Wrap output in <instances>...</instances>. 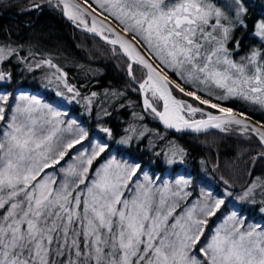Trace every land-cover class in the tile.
Segmentation results:
<instances>
[{"label": "snow or ice", "instance_id": "obj_1", "mask_svg": "<svg viewBox=\"0 0 264 264\" xmlns=\"http://www.w3.org/2000/svg\"><path fill=\"white\" fill-rule=\"evenodd\" d=\"M55 3L87 31L113 37L104 38L127 57L145 111L165 127L224 132L235 125L264 146V121L253 122L246 112L219 103L243 101L264 113V20L249 33L255 42L244 49V36H236L247 30L241 0H98L118 21L120 33L105 23L107 16L97 21L92 15L87 27L85 16L97 12L91 0ZM42 6L32 3L26 10ZM15 53L10 44L0 45V62ZM42 63L55 69V79L72 94L68 99L81 97L56 64ZM134 65L144 71L142 81ZM10 79V72L0 70V81ZM97 95L82 97L89 112ZM197 113L202 118L192 119ZM61 116L35 97L20 95L13 105L8 94H0V264H264V224L249 223L243 208L224 215L223 196L203 188L197 195L191 178L153 179L140 163L110 156L106 141L93 140L76 121ZM99 131L113 135L108 127ZM178 155L183 150L173 149L171 156ZM257 158L264 159V147L253 162ZM257 188L259 201L253 195ZM238 200L258 203L264 215V180L244 187Z\"/></svg>", "mask_w": 264, "mask_h": 264}, {"label": "trees", "instance_id": "obj_2", "mask_svg": "<svg viewBox=\"0 0 264 264\" xmlns=\"http://www.w3.org/2000/svg\"><path fill=\"white\" fill-rule=\"evenodd\" d=\"M91 2L99 13L118 25V21L99 7L98 0ZM222 2L230 4L231 0ZM32 3L43 6L40 10H26ZM241 3L246 9L247 30L237 31L236 36H244L243 47L246 49L255 42L249 33L257 22L264 20V0H241ZM7 44L17 49L9 60L0 62V70L11 73L10 80L0 81V91L9 93V99L15 93L35 95L43 103L64 111L65 118L76 121V125L88 131L93 140L106 141L111 147L110 156L138 162L151 175L191 178L194 188L201 186L225 198L223 213L243 208L249 223L264 224L258 203L252 205L238 200L244 187L257 178L264 180V159L252 160L264 147L258 138L241 133L235 125L224 132L213 129L195 134H173L165 130L150 110L145 111L138 83L128 75L129 61L118 47L103 42L80 24L67 19L63 15V6L57 7L55 1L49 6L44 0H0V45ZM44 60H51L65 72L67 83L80 91L81 97L68 99L72 94L55 79V69L43 64ZM37 63L41 67L36 68ZM133 71L136 80L142 81L144 71L140 66L134 65ZM57 91L65 95L57 96ZM92 92L98 95L92 98L89 112L82 97H90ZM147 95L150 98L151 94ZM177 96L180 98L181 94L177 93ZM183 99L216 112L198 105L191 98ZM213 102L217 101L213 99ZM219 103L264 121V113L252 110L257 106L233 99ZM104 110L111 115L105 116ZM198 117H201L199 113L192 118ZM100 127L110 128L112 137L100 132ZM126 136L133 137L130 143H118ZM173 149H182L183 155L173 158ZM170 158L173 159L171 164L167 163ZM253 195L259 201L260 189L257 188Z\"/></svg>", "mask_w": 264, "mask_h": 264}, {"label": "rangeland", "instance_id": "obj_3", "mask_svg": "<svg viewBox=\"0 0 264 264\" xmlns=\"http://www.w3.org/2000/svg\"><path fill=\"white\" fill-rule=\"evenodd\" d=\"M225 1V3H227L228 2V0H224ZM74 22V21H73ZM85 22H86V25H87V27H91L92 26V20L89 18V16L87 15V16H85ZM76 23H78V24H80L78 21H76ZM83 28H85L86 29V27H85V25L84 24H80ZM103 35L104 36H107V37H109L110 36V34L107 32V31H104L103 32ZM0 94H8L9 95V93H7V92H4V91H0ZM20 95H27V96H29V97H35V98H37V99H39L40 100V98H38V97H36L35 95H28V94H25V93H15L13 96H12V98L11 99H9L10 100V103H12L13 105L17 102V100H18V98H19V96ZM143 99H144V97H142V101H143ZM41 101V100H40ZM41 103L42 104H45V103H43L42 101H41ZM47 105V104H46ZM53 107V106H52ZM53 108H55L56 110H58V111H60L61 113H62V116H61V119L62 120H65V121H73L71 118H65V116H64V111H62V110H60V109H58V108H56V107H53ZM161 110H162V108H161ZM206 110V109H205ZM206 111H209V110H206ZM213 112V111H212ZM213 113H216V112H213ZM186 115V114H185ZM198 118H202V117H198ZM198 118H192V119H198ZM64 126H66V125H64ZM75 127V126H74ZM77 147H79V146H77ZM68 158H66V160H67ZM118 160H122V159H120V158H117ZM62 163H64V162H62ZM149 176L150 177H152L153 179H159V181L160 182H164V181H168V182H170V183H172V182H174L176 179H178V178H180V177H178V176H175V175H167V176H164V177H159V175H151V174H149ZM143 178V174L141 173V179ZM201 186H197V187H195V192H196V194L197 195H199V193H200V190H201ZM204 189V188H203ZM206 192H208L206 189H204ZM224 215H227V214H229V213H223ZM213 226H215V225H213Z\"/></svg>", "mask_w": 264, "mask_h": 264}, {"label": "water", "instance_id": "obj_4", "mask_svg": "<svg viewBox=\"0 0 264 264\" xmlns=\"http://www.w3.org/2000/svg\"><path fill=\"white\" fill-rule=\"evenodd\" d=\"M53 1H55V0H53ZM75 2L79 3L80 0H75ZM89 11H90V10H89ZM97 13H99V12L97 11L96 13H92L91 15H88V16H89V18H90L91 20H92V15H96L97 21H102V20H104V18H105L106 16L102 15L101 13H99V15H97ZM105 23H108L110 27L114 28L116 32L120 33V27H118V25H117L113 20H111L110 18H108V20L105 21ZM90 33H91V34H95L96 36H98L103 42H105V43H107V44H110V43H108L107 40L104 38V37H107V36H104V35H98V34L93 33V32H90ZM121 34H122V33H121ZM108 38H113V37H111V35H110ZM110 45H112V44H110ZM114 46L118 47V49H119V46H118V45H114ZM119 51L123 54V52H122L120 49H119ZM123 56H124V54H123ZM124 57L127 58L126 56H124ZM141 95H142V94H141ZM142 97H144V96L142 95ZM214 114H216V113H214ZM249 117H250V116H249ZM198 119H201V118H198ZM250 119H251L253 122L258 121V120L254 119V118H252V117H250ZM159 123H160V125H161L165 130H167V131H169V132H171V133H173V134H184V133L195 134V133H201V132H205V131H209V130H213V129H215V128H209V129H207V130H203V131H201V132H194V131H191V130H189V129H185V130H182V131H176L175 129H170V128L165 127L164 124H163L160 120H159Z\"/></svg>", "mask_w": 264, "mask_h": 264}]
</instances>
